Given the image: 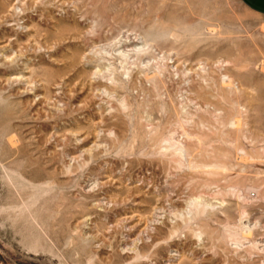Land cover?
I'll use <instances>...</instances> for the list:
<instances>
[{"label": "rangeland", "instance_id": "374dc122", "mask_svg": "<svg viewBox=\"0 0 264 264\" xmlns=\"http://www.w3.org/2000/svg\"><path fill=\"white\" fill-rule=\"evenodd\" d=\"M0 264H264V15L0 0Z\"/></svg>", "mask_w": 264, "mask_h": 264}, {"label": "crops", "instance_id": "0c3cea01", "mask_svg": "<svg viewBox=\"0 0 264 264\" xmlns=\"http://www.w3.org/2000/svg\"><path fill=\"white\" fill-rule=\"evenodd\" d=\"M246 3L253 7L257 12L264 15V0H245Z\"/></svg>", "mask_w": 264, "mask_h": 264}]
</instances>
